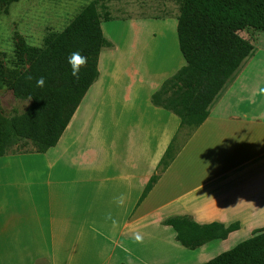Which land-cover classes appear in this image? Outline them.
<instances>
[{"label":"crops","instance_id":"obj_1","mask_svg":"<svg viewBox=\"0 0 264 264\" xmlns=\"http://www.w3.org/2000/svg\"><path fill=\"white\" fill-rule=\"evenodd\" d=\"M178 17H148L152 32L124 45L105 35L113 45L58 143L0 156V264H199L264 230V45L144 197L181 129L152 101L187 65ZM175 216L239 226L190 249L165 223Z\"/></svg>","mask_w":264,"mask_h":264},{"label":"trees","instance_id":"obj_2","mask_svg":"<svg viewBox=\"0 0 264 264\" xmlns=\"http://www.w3.org/2000/svg\"><path fill=\"white\" fill-rule=\"evenodd\" d=\"M19 0H0V15ZM181 3L178 38L187 65L167 79L152 96L155 105L170 109L182 118L181 129L190 128L188 138L209 116L211 104L234 79L245 60L253 53L254 44L240 34L246 29L264 30V0H177ZM103 16L97 0L88 3L61 31L50 32L43 46L29 44L15 36V65L7 67L1 60L0 78L9 80V88L18 99L30 100L22 113L11 117L0 113V156L17 139L33 142L37 152L55 146L87 90L99 75L98 59L107 39ZM79 51L87 57L77 81L71 75L67 58ZM33 80L28 81V75ZM44 77L43 87L36 79ZM187 138V139H188ZM186 139V140H187ZM171 143L151 177L144 197L151 191L180 150ZM177 231V239L195 249L205 243L225 238L238 228V223L225 226L219 222L198 224L189 216H175L165 221ZM199 264H264V230Z\"/></svg>","mask_w":264,"mask_h":264},{"label":"rangeland","instance_id":"obj_3","mask_svg":"<svg viewBox=\"0 0 264 264\" xmlns=\"http://www.w3.org/2000/svg\"><path fill=\"white\" fill-rule=\"evenodd\" d=\"M93 0H19L11 3L8 10L0 15L1 60L7 67L15 65V36L21 34L35 46H43L45 37L53 31H61L70 21ZM102 16L108 13L112 19L102 21L105 35L124 45L129 33L141 36L152 32L151 23L146 27L148 17L178 16L181 3L177 0H97ZM139 17V18H138ZM147 28V30H146ZM168 34V31H166ZM240 34L254 46L264 45V30L246 29ZM166 37V35H165ZM164 41L163 38L159 42ZM31 100L18 99L9 88V80L0 78V113L11 117L24 112ZM189 127L180 129L176 141L179 148L188 138ZM30 140L17 139L10 145L8 153L35 151ZM224 250H227L226 246Z\"/></svg>","mask_w":264,"mask_h":264},{"label":"clouds","instance_id":"obj_4","mask_svg":"<svg viewBox=\"0 0 264 264\" xmlns=\"http://www.w3.org/2000/svg\"><path fill=\"white\" fill-rule=\"evenodd\" d=\"M67 62L71 66V75L78 81L80 78L81 69L87 64V57L83 56L79 51H76L69 55V57L67 58ZM33 79H34L33 76L30 74L26 77V80L28 81H31ZM44 84H45L44 77H39L36 79L37 87H43ZM31 99L32 98H30V100ZM136 239L139 241L141 238L137 237Z\"/></svg>","mask_w":264,"mask_h":264}]
</instances>
